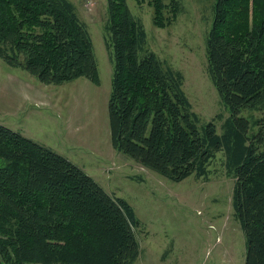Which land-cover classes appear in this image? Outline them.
I'll list each match as a JSON object with an SVG mask.
<instances>
[{
    "label": "trees",
    "instance_id": "obj_1",
    "mask_svg": "<svg viewBox=\"0 0 264 264\" xmlns=\"http://www.w3.org/2000/svg\"><path fill=\"white\" fill-rule=\"evenodd\" d=\"M106 1L112 148L172 183L206 180L222 151L244 264H264V123L241 116L264 111V0L212 6L205 56L228 113L220 134L214 120L202 123L192 110L183 75L147 49L126 0ZM135 1L152 8L160 29L181 13L182 0ZM0 60L44 85L100 84L89 31L68 0H0ZM141 227L126 201L77 165L0 125V264H135Z\"/></svg>",
    "mask_w": 264,
    "mask_h": 264
},
{
    "label": "rangeland",
    "instance_id": "obj_2",
    "mask_svg": "<svg viewBox=\"0 0 264 264\" xmlns=\"http://www.w3.org/2000/svg\"><path fill=\"white\" fill-rule=\"evenodd\" d=\"M68 1L89 31L100 84L80 78L44 85L0 60V125L65 157L132 207L142 224L135 264H244V236L231 205L234 179L227 175L222 151L206 180L172 183L112 148L107 110L112 66L103 32L107 1ZM214 1L182 0L176 21L163 29L153 25L146 3L126 0V5L143 26L147 49L183 75L192 110L202 123L214 120L220 134L228 113L207 75L205 56ZM241 116L264 123V111Z\"/></svg>",
    "mask_w": 264,
    "mask_h": 264
}]
</instances>
